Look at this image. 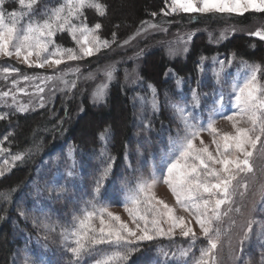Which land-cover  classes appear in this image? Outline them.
Here are the masks:
<instances>
[{
	"label": "snow or ice",
	"instance_id": "6c2138e0",
	"mask_svg": "<svg viewBox=\"0 0 264 264\" xmlns=\"http://www.w3.org/2000/svg\"><path fill=\"white\" fill-rule=\"evenodd\" d=\"M6 2L8 0H0V56L2 57L13 55L18 59L22 57L23 63L29 67L43 68L45 65L59 66L66 61L91 57L101 48L110 46V42L101 39L98 34L102 25L97 22L90 26L86 22V10H94L101 17L106 15V5L100 0H60L56 6L44 8L39 13V18H36V8L40 0H11L18 3L21 10L10 12L3 7ZM249 12L264 13V0H170L168 11H165L164 15L198 14L231 17L244 16ZM152 15L155 16L156 13ZM149 27L156 26L149 25ZM231 31L235 32V28ZM65 32L75 41L77 48L63 47L56 43L57 34ZM250 35L264 41V30H257ZM112 37V42H115L116 34L112 33ZM220 38H225L224 33H221ZM188 39H191V35ZM32 57H35V60L31 59ZM215 62L220 65L219 70L214 74L215 78L218 83H223L225 67L232 61L216 60ZM241 66L245 71L230 85V100L235 111L231 115H224L223 94L214 101V104L220 106L214 108V115L223 116L224 119L232 122L234 132H220L215 127L216 121L213 117H209L206 126L202 124L197 127L190 121L187 105L170 104L183 123L184 134L181 137L178 133L177 139L170 142L169 154L161 161L166 174L161 171L158 175L153 169L148 177L141 176L135 186L128 189L122 206L134 227H130L129 223L123 221L119 215L109 211L108 207L98 206L96 197L112 170L111 162L114 159L107 156L100 174L94 180L91 198L86 201L85 207L79 214H74L71 226L60 233L65 251L70 253L71 264H82L85 257H95L93 264H127L142 242H151L164 237L172 239L176 235V229L180 230L183 238L188 239V246L171 254L170 259L173 264H189V260L191 264H219L218 253L224 235L221 224L230 213L241 211L239 206L234 207L237 203L235 197L237 195L243 197L248 187L246 181L241 183L238 178L254 171L252 159L258 150L264 153V140H262L264 65L242 61ZM3 71L10 72L8 68H4ZM106 76L111 80V71L106 72ZM28 79L27 76L23 77L25 81ZM51 79L53 77L45 78V80ZM181 82L177 80V85ZM12 83L16 85L18 81ZM72 86H75L74 82ZM148 88L151 90V97H140L141 105L150 106L153 112L158 111L156 89L151 84ZM37 90L43 92V88L39 85ZM106 90V83L98 85L93 93L94 102H102ZM18 91L25 90L18 89ZM10 94L15 103L16 96L10 92L0 93V98H7ZM200 102L201 94L193 89L191 107H199ZM17 110L25 112L28 108L27 105L21 104L17 106ZM4 118L5 115L0 114V119ZM241 123L248 126L242 127ZM144 127L149 128L150 125L145 124ZM204 131L212 136L214 152L210 151L209 146L201 138V132ZM99 137L106 145L110 138L109 129H104ZM197 139L200 140L199 146L195 143ZM3 151L4 149L0 148V152ZM69 155L71 156V152ZM100 156L102 159L106 156V148L101 150ZM23 158V154H16L12 160L21 161ZM74 164L73 161V166L67 172L68 178L74 175ZM4 174L5 170L0 168V176ZM159 180L168 186L176 203L190 213L199 226L201 236H197L191 221H186L183 216H176L172 206L157 198L154 187ZM241 187L244 191H239ZM7 198V193H0V199L7 200ZM97 220L99 227L95 224ZM234 223V220L230 221V225ZM253 223L255 221H248L244 240L250 239ZM164 225L167 227L165 228ZM201 238L206 243L199 248L197 256L194 249ZM257 240L264 244V226L258 232ZM159 251L167 264L169 253L163 249Z\"/></svg>",
	"mask_w": 264,
	"mask_h": 264
},
{
	"label": "trees",
	"instance_id": "16d2710c",
	"mask_svg": "<svg viewBox=\"0 0 264 264\" xmlns=\"http://www.w3.org/2000/svg\"><path fill=\"white\" fill-rule=\"evenodd\" d=\"M50 1L52 0H40L39 9L46 8ZM100 2L106 5V15L101 17L94 10H86V22L90 26L99 22L102 25L98 31L99 36L115 46L129 39L145 23L159 22L162 19L170 26V32L187 28L206 29L211 33L219 32L228 24L244 27L254 21H264V13L231 17L192 14L166 18L162 13L168 0ZM4 8L13 10L15 6L9 3ZM153 13L156 15L153 16ZM112 33L116 34L115 42H112ZM216 37L213 39L216 43L212 44L205 34H197L184 59H169L162 50H155L144 56L139 77L143 84L155 87L159 101L158 111L153 112L149 108L140 114L143 123L139 134L140 138L148 140V146L142 145L140 140L139 143L134 141L138 130L134 128L136 110L132 98L142 92L126 86L121 74H118L117 81L110 86L106 101L100 105H92L85 96L80 103L72 101L63 106L59 101L55 105L23 113L14 109L1 110L0 113H4L6 118L0 119V147L11 155L23 154L24 158L16 161L9 173L0 177V193L8 194L7 200L0 199V264H14L17 252L36 239L44 241L49 248V252L40 251L49 257L50 264H71L70 253L65 251L60 233L71 226L73 216L69 207L81 199L83 193H86L84 199L91 198L94 180L104 166V159L96 164L92 163L99 157L98 150L102 146L99 134L104 129H109L107 153L114 158L111 162L112 170L99 195L104 203L118 206L125 192L135 185L140 176L146 177L148 174L149 166L140 167L139 163L142 156L146 155L144 150L154 152L162 144L156 138V135H160L159 131L166 139L171 135L169 132L173 134L179 126V119L170 104L181 101L176 81L169 77V71L174 72L177 77L194 82L199 77L201 59L215 55L235 54L236 59L264 65V41L247 35H232L224 41ZM57 42L72 47L66 35L58 36ZM106 56L108 55L103 57ZM94 63L101 64L102 58L94 59ZM199 88L204 93L208 92L207 85ZM79 109L82 111L79 112ZM145 124L150 127L145 128ZM163 143L165 144V140ZM69 149L75 152L81 169V182L76 181L75 186L67 188L66 196H71L70 198L59 196L43 201L40 206L42 209H33L35 201L31 198V188H27V185L33 179L37 167L54 157L66 162ZM21 198L25 199L24 207L17 205ZM178 244H185V239L142 242L127 264H165V258L159 250L168 251ZM94 259L95 257H85L82 264H92Z\"/></svg>",
	"mask_w": 264,
	"mask_h": 264
},
{
	"label": "rangeland",
	"instance_id": "374dc122",
	"mask_svg": "<svg viewBox=\"0 0 264 264\" xmlns=\"http://www.w3.org/2000/svg\"><path fill=\"white\" fill-rule=\"evenodd\" d=\"M9 3H13L15 6V9L13 10H21L18 3L11 2V0H8V2H6L3 7ZM49 3L50 4L47 6V8L56 6L60 3V0H52ZM169 3L170 0H168L166 8L162 13L166 18H171V16L174 15L178 17L181 15H188H164V12L168 11ZM6 10L9 12L12 11L9 9ZM42 10L43 9H39L37 6L36 18H39V13ZM149 25H155L156 27H149ZM169 27L170 26H167L163 19L159 20V22L145 23L141 28L138 29V31H136L129 39L126 40L127 43L122 42L117 46L110 43L109 47L101 48L100 51L94 53V55L91 57H84L76 61H66L59 66L45 65L43 68H38L35 66L29 67L27 64L23 63L22 57L18 59L14 55L12 57L0 56V93L10 92L16 96L15 103L12 101L11 94L7 98H0V112L1 110L8 111L9 109L18 111L17 106L21 104L27 105L28 110L25 112L33 111L37 108L47 105H55L59 101L62 102L63 106H65L72 101L80 103L85 96L88 97L92 105H100L106 101L110 86L117 81L118 74H121L126 86H129L134 90L139 89L142 92V94H137V96L135 95L132 98V104L136 110V123L134 128L136 131L138 130V133L136 132L134 141L139 143L138 140H140L142 145L144 144L148 146V140H145V138L142 137L141 140L139 134L141 131V125L143 123L142 117L140 118V114L146 109H151L150 106H142L139 99L140 97H151V90L148 88V85L143 84L141 78L139 77V71L142 67L144 56L152 51L162 50L169 59H184L190 51L192 41L197 34H205L208 39H210L209 42L215 44L216 42H213L215 36H217L216 38L220 41H224L232 35L251 36L250 34L257 30H264V21H254L250 25L244 27L228 24L224 29L217 33H211L206 29L189 30L187 28H180L176 31L170 32L171 28ZM233 28H235V32L231 31ZM221 33H224V39L220 38ZM62 35L68 36L72 44L71 48H77L75 41H73L70 35L66 32L58 33L55 37L56 43L58 45L67 47L62 43L57 42V37ZM189 35H191L190 40L188 39ZM185 48H187V51H185ZM104 55L108 56L104 58ZM96 58H102V63H94V59L96 60ZM31 59L35 60V57H32ZM216 60L232 61L225 67L223 83H218L214 75L220 68V65L215 62ZM242 61L243 60L233 58V55H215L213 57L203 58L199 62V77L194 82L177 77L174 72L169 71V77L176 81L177 90L180 96L179 100L181 101L179 104L187 105L191 123L195 124L197 127L201 126L202 124L206 126L209 117H213L216 121L215 127L219 129L220 132H234V129L232 128V122L224 119L223 116L214 115V108L220 107L219 105L214 104V101L218 100L220 95L223 94L224 107L222 112L224 115H231L232 112L235 111L230 100V85L233 80L240 78L242 73L245 71L241 66ZM4 68H8L10 72L5 73L3 71ZM12 69H17L18 71H11ZM108 71H111L112 73L111 80L107 79L106 72ZM24 76L29 77V79L27 81L23 80ZM46 77H53V79L45 80ZM177 80H181L182 82L177 85ZM13 81H18V84L13 85ZM73 82L75 83L74 87L72 86ZM104 83L107 84L105 99L102 102H94V91L98 85ZM37 85H39L40 88H43V92H38ZM204 85H207V93H204L203 89L199 88L200 86L203 87ZM18 89H24L25 91L20 92ZM193 89L201 94L200 105L196 108L191 107ZM81 111L82 110L79 109V112ZM177 117L179 119V126L176 129V132H178L182 137L184 134V126L178 115ZM240 126L247 127L248 125L241 123ZM176 132L173 134L172 132H169L171 135L164 139L162 137L164 135L161 133V131H159L158 134L161 136L159 135V137L156 135V138L158 139L159 144H162L159 145L154 150V152H146V150H144L146 155L142 156V159L139 160V163L140 167L143 165L149 166L146 177L149 176V173L153 171V169L157 171L158 175L161 171L166 174V169L162 167L161 161L166 155L169 154L170 142L174 139H177L178 133ZM201 138L204 140L205 144L209 146L210 151L214 152L215 145L212 144V136H210L207 131H204L201 132ZM164 140L166 145L163 143ZM262 140H264V137H262ZM195 143L197 146H199L200 140L197 139ZM259 147L260 146L258 145V149ZM104 148H106V156L103 159L106 160L108 156L107 144L105 145L102 142V146L98 150L99 157H97V160L92 162L93 164H96L98 161H100V159H102L100 153ZM70 152L71 156L69 155ZM74 154L75 152L69 149L66 153V162H62L59 160V158L54 157L52 159L43 161L40 166L37 167V171L34 174L33 179L27 185V188L28 186L31 188V198H33L35 201L33 209H42L43 207L40 206L42 205L43 201H50L53 198L59 196H63L64 198L71 197L66 196L67 188L75 186L76 181L81 182V169ZM13 156L14 155H11L5 151L0 152V168L5 170V174L9 173L16 162H13ZM5 161H7V163H5ZM73 161L75 162L73 169L74 175L73 177L68 178L67 172L69 168L73 166ZM252 163L254 165V171L250 174H247L246 176L242 175L238 178L241 183L246 181L248 185L247 191L243 197L239 195L235 197L237 203L234 205V207L239 206L241 211L239 213H230L228 217L224 218L221 224V229L224 232V235L222 236L221 250L218 253L219 264H264V244H261L257 240V234L261 227L264 226V195H262V193H264V153L258 150L252 159ZM61 188H63V191H61ZM126 188H128V183L126 184ZM154 191L157 198L163 200L165 203L175 209L176 216H183L186 221H191V226L194 228L197 236H201L199 226L196 225L195 220L192 218L189 212L184 211L183 208H181V206L176 203L175 197L172 195L168 186L164 184L162 180H159L156 183ZM239 191H244V189L241 187ZM85 195L86 193L81 194V199L73 202L69 207L72 209V216H74V214H79L80 211L76 212V210L80 209L81 203L84 202L81 209L85 207V203L88 201L87 197L84 199ZM126 195L127 193L125 192L122 197L121 204L118 206L111 205L110 203H104V201L100 198V195L96 197V200L98 201V206L102 205L108 207L109 211L119 215L123 221L129 223L130 227H134L128 217L127 212H125L122 206ZM17 205L19 207H24L25 199L21 198L19 202H17ZM231 220H234L235 223L230 225ZM249 220L255 221V223H253L250 239L244 240L243 238ZM72 221L73 217L71 224ZM95 224L97 227H99L98 220L95 221ZM164 227L166 228L167 225H164ZM176 238L185 239V244H178L176 247H172L166 251L169 253V259L167 261L169 264H173L170 259L171 254L178 252V250L181 248H186L188 246V239L183 238L180 235L179 229H176V235L172 239L167 237L158 238L164 240H174ZM242 240L243 243H241ZM205 243L206 242L203 238L197 241L196 249H194L197 256L199 255V248L204 246ZM40 249L45 252H49V248L41 239L33 240V243L30 242L28 245H24L23 249H21L20 252H17V254L14 256V264H50L49 257H46L45 254L40 251ZM189 264H191V260H189Z\"/></svg>",
	"mask_w": 264,
	"mask_h": 264
}]
</instances>
